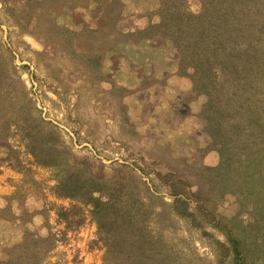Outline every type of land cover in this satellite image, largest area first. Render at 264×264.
Segmentation results:
<instances>
[{
  "label": "rangeland",
  "instance_id": "1",
  "mask_svg": "<svg viewBox=\"0 0 264 264\" xmlns=\"http://www.w3.org/2000/svg\"><path fill=\"white\" fill-rule=\"evenodd\" d=\"M187 7L197 4L188 0ZM147 20L148 0H0V123L9 127L0 176L17 174L7 178L12 190L0 194V248L22 241L24 232L49 235L53 244L40 264H102L88 207L79 224L57 215L74 202L53 193L56 177L80 161L87 172L134 187L146 224L154 219L148 192L157 195L154 205L170 201L154 172H175L193 188L209 185L204 169L218 155L197 116L203 97L188 93L166 50L149 40ZM26 103L51 127L47 144L64 157L56 165L36 163L17 130ZM211 204L222 215L237 210L229 194ZM161 236L191 264L211 257L199 230L181 224L177 237L167 229Z\"/></svg>",
  "mask_w": 264,
  "mask_h": 264
},
{
  "label": "trees",
  "instance_id": "2",
  "mask_svg": "<svg viewBox=\"0 0 264 264\" xmlns=\"http://www.w3.org/2000/svg\"><path fill=\"white\" fill-rule=\"evenodd\" d=\"M194 1L196 10L188 9V0H148L143 28L159 43L155 47L166 50L173 72L189 82L188 93L203 97L197 116L218 161L204 169L211 175L207 188H193L175 172H154L170 201L154 205L157 195L148 192L154 217L148 224L139 215L143 204L135 200V188L123 178L87 172L83 161L64 169L52 190L74 203L57 215L79 224L82 207H88L104 248L102 264H191L161 236L167 229L177 237L181 224L206 240L207 264H264V0ZM4 95L0 87V100ZM15 123L36 163L56 165L64 158L58 146L47 144L51 127L28 103ZM8 128L0 123V149ZM226 194L237 202L230 215L211 204ZM52 244L49 235L24 232L22 241L0 248V264H40Z\"/></svg>",
  "mask_w": 264,
  "mask_h": 264
},
{
  "label": "crops",
  "instance_id": "3",
  "mask_svg": "<svg viewBox=\"0 0 264 264\" xmlns=\"http://www.w3.org/2000/svg\"><path fill=\"white\" fill-rule=\"evenodd\" d=\"M4 173L5 174H1L0 176V194L9 193L12 190L11 180L8 182L7 178H15L17 175L16 173L9 170Z\"/></svg>",
  "mask_w": 264,
  "mask_h": 264
}]
</instances>
